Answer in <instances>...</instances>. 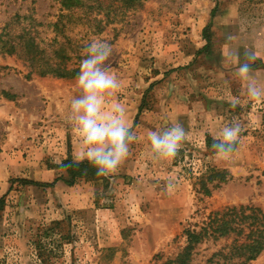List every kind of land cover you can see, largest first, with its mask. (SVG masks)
Listing matches in <instances>:
<instances>
[{"label": "rangeland", "instance_id": "obj_1", "mask_svg": "<svg viewBox=\"0 0 264 264\" xmlns=\"http://www.w3.org/2000/svg\"><path fill=\"white\" fill-rule=\"evenodd\" d=\"M59 1L0 0V32L7 25L11 40L24 39L32 21L37 39L49 43L51 24L64 13ZM127 8L99 34L67 17L61 23L82 55L92 39L111 45L107 63L120 88L104 110L124 106L137 136L117 172L101 180L53 183L70 181L54 157L73 159L71 146L81 148L68 121L71 99L82 94L77 76L41 77L29 61L0 53V264H42L47 242V264H161L183 247V229L210 213L234 206L264 212V96H248L235 62L254 51L251 75L264 89V0H133ZM61 80L71 82L59 96L66 104L59 120L47 122L48 98L38 94L61 88L54 85ZM233 122L241 126L239 142L222 160L205 149V137ZM175 123L188 134L182 148L174 159H155L147 133ZM212 167L227 180L203 196L197 178ZM233 238L201 242L189 264H264V249L251 261L234 254Z\"/></svg>", "mask_w": 264, "mask_h": 264}, {"label": "trees", "instance_id": "obj_2", "mask_svg": "<svg viewBox=\"0 0 264 264\" xmlns=\"http://www.w3.org/2000/svg\"><path fill=\"white\" fill-rule=\"evenodd\" d=\"M104 1L119 3L121 7L116 10L108 4L105 5ZM131 2L133 0H60L59 10L64 13L60 14L59 19L51 24L54 35L49 43L44 44L43 40L37 39V32L34 31L35 25L32 21L29 22V26L32 27L26 29L24 39L19 37L17 40H11L8 36V26L5 25L0 32V53L15 54L29 61L35 72L41 77L74 78L79 73L81 60L85 58L81 54L83 47L70 38L69 32L61 24L62 19L67 17L71 26H78L76 24L78 23L87 26L94 34H99L107 25L116 22V17L122 16L123 11L128 9ZM99 15L101 18H98ZM33 32L35 33L34 37L31 36ZM28 35L30 38H27ZM1 68L6 69L0 66ZM212 144L213 138L206 136L205 149L215 154L211 147ZM63 163L72 165L67 171H64L70 177V181L58 177L53 183L61 180L71 185L77 178L86 177L100 180L104 178V176H97L96 168L87 160L75 164L73 159L68 157ZM226 180L227 173L224 170L207 168L197 178L196 192L203 196H209L214 188ZM51 231V227L46 228L43 236L49 237L48 234ZM181 236L184 239L183 247L173 258L161 264H189L192 252L198 244L208 239L217 240L230 236L234 237L232 252L244 257L246 261H251L264 249V212L248 206L225 208L222 211L210 213L201 225L184 228ZM37 237L39 239L36 245L40 246L42 244L40 243L41 236ZM46 244L50 243H43L45 247ZM44 246H41L39 257L42 264H47L46 258L42 256V253L45 252Z\"/></svg>", "mask_w": 264, "mask_h": 264}, {"label": "clouds", "instance_id": "obj_3", "mask_svg": "<svg viewBox=\"0 0 264 264\" xmlns=\"http://www.w3.org/2000/svg\"><path fill=\"white\" fill-rule=\"evenodd\" d=\"M231 39V37H229ZM111 45L101 39H92L84 48L80 70L76 77L82 90L79 97L70 101L68 121L80 134L81 148L73 156V162L79 164L87 160L97 170V176L115 174L119 166L129 155V145L136 141L137 136L127 123L126 110L119 103L113 104L109 112H105L106 98L112 97L120 88V82L107 63L112 55ZM229 57L233 53H228ZM246 62L240 63L237 56V75L247 82V94L252 99L264 96L256 79L251 75V63L257 59L254 51L245 52ZM238 99L232 101L235 107ZM241 134L239 123L233 122L224 126L218 137H213L212 149L222 160H229L235 151ZM187 133L180 123H175L158 131H149L148 140L151 154L155 159H174L187 138ZM60 171H67L72 165L57 162ZM166 190L171 193L174 185L169 182Z\"/></svg>", "mask_w": 264, "mask_h": 264}, {"label": "crops", "instance_id": "obj_4", "mask_svg": "<svg viewBox=\"0 0 264 264\" xmlns=\"http://www.w3.org/2000/svg\"><path fill=\"white\" fill-rule=\"evenodd\" d=\"M57 83H59V85L61 86V88L57 89L56 87H49V88L46 87V88L40 90L39 91V94H38L39 97L44 96V97L48 98V100L45 101V104L46 105H45V110H44V111H46L45 112L46 113V117H48L47 122L48 121L59 120L58 118H56L57 117V109L59 111L60 108H64L65 107V104H66V101H62L59 96H60V93L63 91V86H66L67 84H70L71 82H69V81H63V80H61L59 82L55 81V84L54 85H56ZM67 92H70V91L67 90ZM49 126H48V128H50ZM54 126H55V124H54ZM60 139H62V137ZM63 148L64 147H61L59 149L58 148H55V150H54L53 153H57L58 151L59 152H63ZM65 153H67V152H65ZM70 153L72 155L77 154L76 147H72L71 146ZM60 154H62V153H60ZM64 156L66 157V155H64ZM64 156L63 157H61L60 155L55 156L54 157V159L56 160L55 162L61 161L64 158Z\"/></svg>", "mask_w": 264, "mask_h": 264}]
</instances>
